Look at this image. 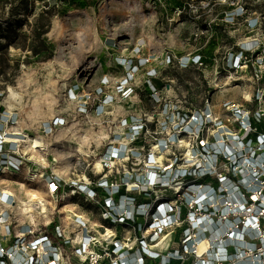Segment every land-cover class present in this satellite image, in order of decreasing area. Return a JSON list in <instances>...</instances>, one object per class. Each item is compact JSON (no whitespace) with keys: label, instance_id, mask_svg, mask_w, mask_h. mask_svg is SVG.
Masks as SVG:
<instances>
[{"label":"built area","instance_id":"built-area-1","mask_svg":"<svg viewBox=\"0 0 264 264\" xmlns=\"http://www.w3.org/2000/svg\"><path fill=\"white\" fill-rule=\"evenodd\" d=\"M236 17L245 19L247 11ZM136 54L115 62L121 77L65 87L62 102L76 105L75 118L100 125L115 106L138 105L140 73L143 98L161 103L163 83L155 70H142L150 61ZM230 55L232 69L245 67L251 57L239 47ZM194 62L203 65L200 55L187 64ZM256 109H237L235 131L218 132L211 142L203 139L215 125L206 110L178 113L174 134L165 117L129 113L93 152L79 147L65 153V144L86 142L85 133H68L55 151L81 167L72 177L45 140L60 135L67 118L43 122L36 137L24 130L9 136L0 122V170L17 174L26 168L29 182H42L49 193L25 202L0 195V264H264V121ZM6 119L7 126L16 125L13 117ZM181 134L197 146L183 144ZM181 144L188 150L176 156ZM138 162L145 164L139 173ZM69 197L98 209L104 225L95 229L76 214L62 225L46 215L43 202Z\"/></svg>","mask_w":264,"mask_h":264},{"label":"rangeland","instance_id":"rangeland-1","mask_svg":"<svg viewBox=\"0 0 264 264\" xmlns=\"http://www.w3.org/2000/svg\"><path fill=\"white\" fill-rule=\"evenodd\" d=\"M49 2L55 5V10L43 13L46 9L41 0H29L26 10L18 8L16 11H13V0H0V44L3 46L0 51V93H3L0 122L3 132L9 136L24 130L36 137L43 122H49L54 116L67 118L61 134L45 140L48 152H56L59 163L68 166L70 177L81 174L82 169L73 161L63 160V151H55L70 135L65 136L77 132L86 134L85 145L71 138L73 143L63 146L65 153L70 154L79 147L96 151L100 147L99 140L106 139L129 113L139 116L142 110L160 121L165 117L174 134L179 133L175 124L178 113L206 110L215 122L214 128L208 129L203 137L209 142L218 132L231 135L230 131H235L238 124L233 115L237 109L250 113L257 108L264 121V0ZM241 9L247 11L243 20L236 17ZM37 18L41 19L39 25H45L43 29L35 26ZM236 47L247 51L251 57L245 67L232 69L230 54ZM137 52L150 61L142 70H155L164 85L161 103L152 105L143 98L140 73L138 105L115 106L100 125H92L89 119L75 118L71 112L76 105L67 106L62 102L65 87L72 83L97 85L103 76L121 77L123 71L115 62L120 58L134 59ZM197 55L203 59V65L187 64ZM9 89L16 93L14 97L9 98ZM21 105L30 111V116L21 110ZM9 116L14 118L15 126H7ZM180 137L190 149L197 146L194 139L183 134ZM145 140L150 144L153 138ZM183 144L176 156L188 150ZM31 156V160L36 159ZM169 158H173V154L167 156V163ZM136 165L139 170L145 164ZM29 180L26 168L17 174L1 169L0 195H12L22 202L33 196L48 197L42 182ZM42 204L46 215L56 216L55 221L62 225L71 223L67 219L73 214L95 224V229L103 224L98 209L74 197Z\"/></svg>","mask_w":264,"mask_h":264},{"label":"trees","instance_id":"trees-1","mask_svg":"<svg viewBox=\"0 0 264 264\" xmlns=\"http://www.w3.org/2000/svg\"><path fill=\"white\" fill-rule=\"evenodd\" d=\"M14 3H15V9H13V11H16L18 8H22L23 10H26L27 9V6L29 4V0H13ZM43 2V5L42 7L44 9H46L43 13H49L53 10H55V5H51L49 0H41ZM41 21V19L37 18L36 19V23H35V26L38 28V29H43V26L45 25H39V22ZM43 32L39 33L38 35L42 34ZM3 50V46L0 44V51ZM2 97V95H0V98Z\"/></svg>","mask_w":264,"mask_h":264},{"label":"bare ground","instance_id":"bare-ground-1","mask_svg":"<svg viewBox=\"0 0 264 264\" xmlns=\"http://www.w3.org/2000/svg\"><path fill=\"white\" fill-rule=\"evenodd\" d=\"M15 95H16V93H14V91L12 89H9V98L14 97ZM17 97H19V99L22 100V96L18 95ZM20 108L24 113H26L28 116H30L31 113L27 108L23 107L22 105ZM35 144H36V142H35ZM202 249H204L203 243L200 245V250H202Z\"/></svg>","mask_w":264,"mask_h":264}]
</instances>
